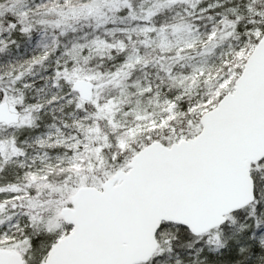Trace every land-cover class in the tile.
<instances>
[{"label":"snow or ice","instance_id":"6c2138e0","mask_svg":"<svg viewBox=\"0 0 264 264\" xmlns=\"http://www.w3.org/2000/svg\"><path fill=\"white\" fill-rule=\"evenodd\" d=\"M0 264H264V0H0Z\"/></svg>","mask_w":264,"mask_h":264}]
</instances>
